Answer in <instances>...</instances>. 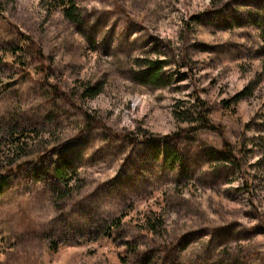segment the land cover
Masks as SVG:
<instances>
[{"label": "rangeland", "instance_id": "rangeland-1", "mask_svg": "<svg viewBox=\"0 0 264 264\" xmlns=\"http://www.w3.org/2000/svg\"><path fill=\"white\" fill-rule=\"evenodd\" d=\"M1 142L0 264H264V0H0Z\"/></svg>", "mask_w": 264, "mask_h": 264}, {"label": "trees", "instance_id": "trees-1", "mask_svg": "<svg viewBox=\"0 0 264 264\" xmlns=\"http://www.w3.org/2000/svg\"><path fill=\"white\" fill-rule=\"evenodd\" d=\"M70 7H72V5H70ZM67 15L69 17H73V8H69L67 10ZM156 71V70H154ZM155 75V74H154ZM157 75V74H156ZM98 94L97 91H92L90 88H85L84 89V96L86 97H95L96 95ZM244 95V93L242 94H239L237 96V98H240ZM199 104L200 106L202 107V103L199 101ZM199 114H200V118H201V121H202V125L210 130H215L216 129V126L213 125L211 123V121L208 119V116L207 114L205 113V110L203 108L200 109L199 111ZM1 145V149L0 150H4L5 151V148L3 147V143L1 142L0 143ZM9 145V144H8ZM7 153L6 154H9V155H15L17 154L18 155V152H19V144H16V143H12L10 146H7ZM1 152V151H0ZM225 152H226V155H230L231 154V151L228 150V146H226V149H225ZM5 153H1L0 154V159H2L1 161H4L5 158L7 157ZM7 163V162H6ZM14 163V162H13ZM2 169H4L3 172H0V183H3L4 181H6L7 179H9L11 176L15 175L17 173V171L20 170V166L19 165H15V168H13V164L11 163H8L7 165L3 166Z\"/></svg>", "mask_w": 264, "mask_h": 264}]
</instances>
